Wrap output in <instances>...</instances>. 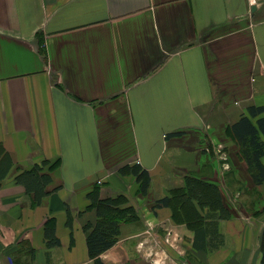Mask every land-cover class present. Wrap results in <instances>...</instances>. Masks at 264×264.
<instances>
[{
	"label": "crops",
	"instance_id": "1",
	"mask_svg": "<svg viewBox=\"0 0 264 264\" xmlns=\"http://www.w3.org/2000/svg\"><path fill=\"white\" fill-rule=\"evenodd\" d=\"M249 104L264 105V0H0V158L10 160L0 177V264H93L81 226L94 217L83 210L97 181L102 196L125 194L140 216L121 226L104 264H140L149 251L160 264L158 242L146 244L176 223L152 202L186 172L210 176V159L223 158L245 189L261 186H246L224 131ZM44 159L46 188L58 189L37 203L14 175ZM134 161L161 194L140 198L134 176L117 172ZM51 216L60 244L49 248ZM219 226L225 244L208 264L259 263L264 210Z\"/></svg>",
	"mask_w": 264,
	"mask_h": 264
},
{
	"label": "trees",
	"instance_id": "2",
	"mask_svg": "<svg viewBox=\"0 0 264 264\" xmlns=\"http://www.w3.org/2000/svg\"><path fill=\"white\" fill-rule=\"evenodd\" d=\"M40 49L45 53L43 46ZM263 112L264 105L249 104L246 112H242L226 127V133L238 146L237 155L245 163L255 186H264ZM183 133L184 130H177L168 132L165 136H179ZM47 163L48 161L44 159L14 175L15 183L22 185L27 193L32 194L33 200L37 203H40L44 196L53 194L58 189V187L51 190L46 188L52 180L50 172L43 170ZM57 163L58 160H55L48 164V169H52ZM9 166V158L2 156L0 177L5 175ZM117 172L121 175H133L138 184L137 193L142 195L148 193L151 176L140 163L125 162L117 168ZM86 198L88 202L83 211L92 210L94 213L93 219L84 221L81 226L85 235L87 254L93 264H104L100 254L117 242L121 226L125 223L138 222L140 216L125 194L119 192L102 196L97 184L86 193ZM256 202L260 203L259 198ZM238 205L236 201L231 204L227 201L222 186L216 180L208 179V176L204 175L185 173L181 184L169 187L164 195L153 200L152 209L168 207L172 221L184 224L192 232L190 247L197 251L212 252L225 244V235L219 226L220 221L236 216V211H239ZM63 206L67 212L66 224L71 227L72 217L69 207L66 204ZM262 210L264 206L261 209L252 206L250 214L257 216ZM43 233L46 247L60 244V239L55 234L54 217H47ZM259 251L258 264H264V226L259 237ZM33 259L32 250L31 260Z\"/></svg>",
	"mask_w": 264,
	"mask_h": 264
},
{
	"label": "rangeland",
	"instance_id": "3",
	"mask_svg": "<svg viewBox=\"0 0 264 264\" xmlns=\"http://www.w3.org/2000/svg\"><path fill=\"white\" fill-rule=\"evenodd\" d=\"M225 129H226V127L224 128V131H225V134H227ZM197 138L200 139V142L196 143L197 146H199L200 148L208 147V143L205 139V136H202L200 138L198 135ZM185 141L186 140H182L183 143ZM184 144H187V143L185 142ZM221 150H223V148ZM217 152L220 153L219 151H217ZM226 153H227L228 159H229L228 162L231 163V161H232L231 150L229 152H226ZM219 160L221 161L222 164H220V162L216 158L210 159V165H212L214 168L213 173L211 172V169L208 167L209 164L206 165V168L204 169L203 172L208 171L210 173V176H208V179H211V180L214 179L219 184H220V181H223L222 190L224 192V195H225L227 201L230 204H231V202L234 203V201H236L235 199L241 201V202L238 201V204H239L238 210L239 211H236L237 215H238V213H239V215H242L246 212L250 213V209L252 208V206H256L258 208L261 207L264 203V186L261 185L255 189H252V190L245 189L244 186H242L238 183V181L235 179L233 173L232 172L230 173V170H228V168H225V166L223 164L225 159L220 158ZM221 168H223L224 172L227 170L228 171L225 173L224 172L220 173ZM186 173H191V172L188 171ZM214 175H218L217 176L218 179L215 178ZM172 178L174 179V177L166 176L163 179V181H165L166 179H172ZM240 179L242 181H245L242 179V176H240ZM246 180H248V179H246ZM249 180H250V184L246 185V186H251L253 184L252 179L249 178ZM224 183H226V186ZM95 184H97V185H99V187H101L102 182L97 181V183H95ZM160 184H161V182L160 183L157 182L155 185H153L150 181L148 193L146 195L138 194V196H140V198L146 197L145 200H147V197L148 198L152 197V196L155 197V195H158L159 193L161 194L162 192H160ZM173 185H176V184H173ZM154 186H155V188H154ZM229 188L231 190H229ZM225 191L229 194H227ZM147 195H150V196H147ZM257 198H259L260 203L256 202ZM146 207H147V205H146ZM240 212H241V214H240ZM147 227H149V229H150L152 227V223L148 222ZM124 230L125 229H123L122 231H124ZM163 230H165V231H164V233L163 232L161 233L162 236H160L159 239H154V240L151 239L146 244V247H149V246L152 247L151 244H153V243L155 244V241L158 242V244L155 246H156V248H159L158 251L161 253V258L159 259L160 264H208L209 260L212 261L217 256V254H219V249H218V252H194V250L191 249V247H190L189 240L185 237V235H186L185 233L189 232L188 231L189 229L184 224H180V223L177 224L176 223V225L173 226L172 228H168L167 230L163 228ZM151 252L156 253L155 251L147 252L146 255H144V257H145L144 260L142 259L141 256L137 257L138 260H141L140 264H151V262H150L151 261L150 260ZM195 254H198L200 256V258H198ZM206 258L208 259L207 262H205ZM148 259H149V261H147Z\"/></svg>",
	"mask_w": 264,
	"mask_h": 264
},
{
	"label": "built area",
	"instance_id": "4",
	"mask_svg": "<svg viewBox=\"0 0 264 264\" xmlns=\"http://www.w3.org/2000/svg\"><path fill=\"white\" fill-rule=\"evenodd\" d=\"M250 1H251V3L254 2V0H250Z\"/></svg>",
	"mask_w": 264,
	"mask_h": 264
}]
</instances>
